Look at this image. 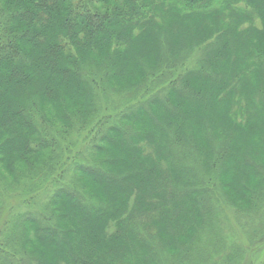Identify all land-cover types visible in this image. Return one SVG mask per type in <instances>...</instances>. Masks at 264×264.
Segmentation results:
<instances>
[{"label":"trees","instance_id":"16d2710c","mask_svg":"<svg viewBox=\"0 0 264 264\" xmlns=\"http://www.w3.org/2000/svg\"><path fill=\"white\" fill-rule=\"evenodd\" d=\"M171 13L177 14L179 22L165 31L162 21ZM255 14L261 19L264 17V0H0V108L4 109L0 113V169L7 166L5 152L7 153V147L11 144L18 157L24 154L35 155L42 150L40 147L44 144L43 139L38 136L32 117L42 103V95L35 92L23 94L33 84L38 93L43 94L44 100H47L46 104L58 93L57 81H77V85L82 87L78 91L84 93L80 95L88 97L87 84L89 89L91 86L86 76V80L83 77L86 71L103 70L111 78L123 76V57L133 47V42L145 34L156 38V42L152 44L160 48L161 53V38L166 34L171 52H178L177 46L180 44L174 42L173 35L182 32L186 28L183 22L193 18H200L199 24L209 29L207 37L211 38L217 33L214 43L199 45H208L203 61L207 70L196 72L194 78L203 79L211 74L216 100H231L236 109L232 114L233 123L235 126H243L242 121L249 116L244 101L240 99L243 86L251 81L254 86L258 82L254 86L252 103L255 109L264 106V45L260 43L264 27L257 28L253 24ZM246 22L250 23L248 27L243 26ZM194 25L193 23L192 26ZM239 39L243 41L240 43ZM102 50L104 53H101ZM147 55L148 53L146 56L142 53L138 57L145 75L141 83L147 80L148 74H155L160 68L159 60L153 65L144 64ZM218 63L228 65L230 70L225 71L223 67L216 66ZM92 65L95 67H91ZM9 85L22 91L24 97L20 102L1 100L7 94ZM184 88L183 92L172 90L167 98L164 97L163 102L171 101L170 109L167 105L157 104V101L152 102L164 116L162 119L160 113L152 114L157 123L150 129L152 131H146L141 122L137 123L144 109L143 104L134 112L127 111L120 117L126 121L137 118L129 126L130 131L125 132L119 126L106 129L102 141L121 144L126 150L124 157L131 156L133 160L130 165L122 166L118 171L105 170L101 165L90 170L88 167L80 168L79 172L89 176L87 178L95 185H101V181H104L124 187L126 197L122 204L117 202V206L112 207L110 203L96 201V206L89 205L77 190L61 187L49 205L54 215L52 208L59 210L60 222L63 219L60 208L68 206L66 211L69 214L71 212L68 227L61 228L56 224L53 226L52 221L47 223V220L43 223L35 217L27 218L22 224H29L34 234H29L28 240L35 243L45 241L48 245L57 247V264H133L140 251L138 243L141 241L136 225L126 217L132 214L131 205L134 200L135 206L139 200L143 202V205L135 208L139 213L142 209V213H145L148 208L159 214L163 212L161 223L167 226L171 238L185 236L186 229L195 226V216L204 215L206 205L197 199L194 194L196 191L181 190L173 186L172 170L180 178L177 181L184 188L188 186V182L193 181L194 177L189 169L182 166L179 152L187 154L195 148L204 151L206 155H213L214 146L208 135L215 136V130L208 126L200 132L197 140L193 132L186 131L185 136L178 133L181 129L191 128V122L180 107L181 102L198 101L209 109L211 98V95L206 97L195 86L184 84ZM172 97L177 103L171 100ZM76 106L80 107V104ZM64 109L65 105L61 109L62 113H65ZM90 110H94L93 107ZM42 111L43 117H46V110ZM76 112L81 116L84 111L80 107ZM61 120L66 123L64 117ZM232 134V130L220 131L219 138L224 146H229ZM19 139L24 142L20 143ZM199 139L209 146L201 148L198 144L204 143ZM147 146L153 149L152 153H145ZM101 149L99 147L98 151ZM261 149L264 150V144ZM158 154L159 157L154 159ZM248 157L244 158V166L250 174L254 172L251 164L254 159ZM109 164L108 157L104 165ZM138 175L153 178L154 184L147 188L149 193H143L141 182L131 181ZM241 185V191L248 189L246 180ZM190 196L192 198L187 207L186 198ZM181 210L189 216L187 223L183 227L180 224L170 225L175 222ZM80 211L85 218H73ZM85 221L94 225L93 233L100 230L102 236L98 242L84 232ZM116 236L127 245L129 254L119 256L118 252L124 251L111 246V239ZM33 254L34 258L27 255L34 264H43L38 252L33 251ZM3 255L5 259L2 260ZM141 258L144 263L151 262L149 253ZM14 259V254L9 252L5 255L4 251H0V264H15Z\"/></svg>","mask_w":264,"mask_h":264},{"label":"rangeland","instance_id":"374dc122","mask_svg":"<svg viewBox=\"0 0 264 264\" xmlns=\"http://www.w3.org/2000/svg\"><path fill=\"white\" fill-rule=\"evenodd\" d=\"M261 14L263 16V13ZM177 18L176 13H171L162 21L165 31L179 22ZM263 18L255 14L252 22L257 28L263 29ZM193 23L195 27L192 26ZM199 23L200 18L183 22L186 28L173 35L174 42L180 44L177 46L179 51L174 53L171 52L166 34L161 38L162 53L160 48L152 44L156 42V38L151 34L142 35L133 42V47L123 57L122 66L125 67V73L119 78H111L112 76L103 70L89 69L83 74L91 86L89 89L86 83L88 97L80 95L84 93L78 91L82 87L78 86L75 80L66 83L57 81L58 93L47 104L43 94L36 90L35 84L27 93H23L27 95L35 92L42 95V103L32 117L37 127L36 132L42 137L44 144L40 147L42 150L35 155L24 154L20 157L13 151V144L9 145L7 153L5 152L7 166L0 169V251H4L5 255L9 252L14 254L15 264H34L27 255L30 254L34 258L33 251L38 252L43 264H57V247L50 246L45 241L30 242L28 235H34L33 230L29 224H22V221L35 217L43 223L46 220L47 223L52 221L53 226L56 224L58 227L67 228L71 217V212L69 214L66 211L68 206L60 208L63 217L60 222L59 210L51 207L55 216L49 205L61 187L77 190L85 203L94 204L93 206H96V201L110 203L112 207L117 206V202L119 205L124 202V187L104 181H101V185H95L87 178L89 176L79 172L80 168L88 167L90 170L101 165L105 170L118 171L122 166L130 165L133 160L129 155L124 157L126 150L121 144H107L101 138L114 126H119L125 132L130 131L129 126L137 118L126 121L120 117L127 111L134 112L141 104L144 109L137 123L141 122L146 131H152L150 129L157 124L152 114L160 113L159 108L152 102L157 101V104L167 105L170 109L171 101L163 102L164 97L167 98L172 90L183 92L184 84L195 86L206 97L211 95V98L209 109L198 101L181 102L180 107L184 116L191 122V128L181 129L178 133L185 136L186 131L193 132L197 140L200 132L211 126L215 130V136H208L214 146V154L209 156L195 148L187 154L180 151L182 166L189 169L194 179L184 188L177 181L180 178L172 170V183L178 189L196 191L194 194L206 205V212L203 216H195V226L186 229V235L176 239L169 236L167 226L161 223L163 212L159 214L156 210L145 208V213H142L143 209L139 213L135 208H139L143 202L139 200L135 206L134 200L131 205L132 214L126 217L136 225L141 241L138 243L140 251L133 264H147L141 258L145 253H149L151 258L149 264H264V150L261 149L264 144V106L255 109L252 103L254 86L258 82L253 86L251 81L242 87L240 99L244 101L249 116L242 121L243 126H235L232 119V114L236 111L235 106L227 98L225 101L216 100L212 75L208 74V77L203 79L194 78L196 72L207 70L203 61L208 45H199L214 43L217 36L216 33L211 38L207 37L209 29ZM249 24L246 22L243 26L248 27ZM238 41L241 43L243 40ZM260 43L264 45V33L260 36ZM101 53H104L103 50ZM142 53L145 56L148 53L144 64L153 65L159 60L160 65L157 73L148 74L144 83H141L145 78L144 71L138 60ZM216 66L223 67L225 71L230 70L226 64L218 63ZM23 94L9 85L7 94L1 100L20 102ZM171 100L175 102V98L172 97ZM77 104H80L84 111L81 116L76 112L80 108ZM64 105L65 113H62ZM92 107L94 110L91 111ZM3 110L0 108V113ZM42 110H46V117H43ZM160 116L164 119L163 113H160ZM61 117L65 118L66 123L62 122ZM102 120L104 121L101 122ZM223 129L233 131L229 146H224L219 138ZM19 141L24 142L21 139ZM199 141L204 143L198 144L201 148L206 149L209 146L204 140ZM181 145L184 144L181 142ZM99 147L102 149L98 151ZM152 152L153 149L147 146L145 153ZM248 156L254 159L251 163L254 172L250 174L244 166V158L248 159ZM108 157L109 166L104 165ZM158 157L159 154L154 159ZM244 180L248 189L241 191ZM131 181L141 182L143 193H149L147 188L154 184L149 175H138ZM191 198H186L187 207ZM76 217L83 219L85 215L80 211L73 216ZM188 220L187 213L181 210L175 222L170 225L180 224L183 227ZM84 227V232L89 238L98 242L102 236L100 230H95L96 234L93 233L94 225L89 221H85ZM110 244L124 251V254L118 252L119 256L130 253L127 245L117 236L111 239ZM1 258L5 259L4 255Z\"/></svg>","mask_w":264,"mask_h":264}]
</instances>
